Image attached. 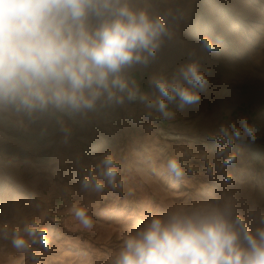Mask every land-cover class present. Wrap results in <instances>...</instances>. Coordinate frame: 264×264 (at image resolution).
Instances as JSON below:
<instances>
[{
    "label": "rangeland",
    "instance_id": "374dc122",
    "mask_svg": "<svg viewBox=\"0 0 264 264\" xmlns=\"http://www.w3.org/2000/svg\"><path fill=\"white\" fill-rule=\"evenodd\" d=\"M189 9L179 23L177 39L166 42L156 62L140 69L142 90L151 92L148 76L171 73L191 59L190 50L208 73L209 88L197 105L176 109L171 120L158 113L146 115L138 103L89 114L80 123L66 121L71 134L54 125L14 129L0 123V225H8L9 239L0 236V264H112L122 236L142 225L149 212L162 214L175 204L230 193L237 210L255 227L264 212V0H180ZM209 35L218 50L204 51L202 35ZM234 112V113H232ZM246 116L257 129L254 142L236 141V161L221 168L219 144L207 140L221 124ZM56 147H58L57 150ZM207 151L214 176L207 175L200 159ZM113 153L119 162L124 186H105L101 193L80 189L76 165L94 167L95 159ZM69 153L64 164L58 159ZM99 153L100 156L95 157ZM175 155L185 169L176 179L163 167ZM191 168V171H188ZM225 173L231 182L225 183ZM79 202L88 209L93 227L84 229L68 212ZM43 216L50 249L32 244L30 252H18L11 244L12 226Z\"/></svg>",
    "mask_w": 264,
    "mask_h": 264
},
{
    "label": "clouds",
    "instance_id": "9594fccd",
    "mask_svg": "<svg viewBox=\"0 0 264 264\" xmlns=\"http://www.w3.org/2000/svg\"><path fill=\"white\" fill-rule=\"evenodd\" d=\"M188 16L180 0H0V123L40 124L41 135L51 124L67 143L71 132L66 121L80 123L89 114L126 104L142 105L148 116L155 112L161 119H173L169 105L183 111L197 105L209 88L195 50L170 74L152 72L151 92L142 90L135 73L156 62ZM200 46L206 52L218 50L207 34ZM218 132L206 138L219 144L215 155L226 168L237 159L234 143L254 142L257 129L241 116L221 124ZM208 154L201 151L200 159L208 162ZM94 159V167L86 170L76 159L82 191L124 186L113 153ZM163 167L176 179L185 175L175 155ZM205 171L214 176L211 163ZM224 182H231L230 173ZM68 212L84 229L93 227L88 209L79 202ZM42 221L43 216L12 226V247L30 252L37 244L48 251ZM0 236L9 239L8 225H0ZM30 255L39 260L35 252ZM112 264H264V212L251 226L228 192L175 204L162 214L149 212L141 226L122 236Z\"/></svg>",
    "mask_w": 264,
    "mask_h": 264
},
{
    "label": "crops",
    "instance_id": "0c3cea01",
    "mask_svg": "<svg viewBox=\"0 0 264 264\" xmlns=\"http://www.w3.org/2000/svg\"><path fill=\"white\" fill-rule=\"evenodd\" d=\"M32 125H40V124H27L26 122L24 124H19V123H16L14 121H9V123H8V127L14 128L16 130L20 129V128L25 129V128H28V127H30ZM49 126H51V125L49 124ZM57 149H58V147H56L55 150H57ZM68 155H69V153H67L65 156L60 157L58 159V154H55V155L52 156V159H54L60 165V164H64V163H62V162H64L63 159H68V157H69ZM98 156H100L99 153H97L95 157H98Z\"/></svg>",
    "mask_w": 264,
    "mask_h": 264
},
{
    "label": "trees",
    "instance_id": "16d2710c",
    "mask_svg": "<svg viewBox=\"0 0 264 264\" xmlns=\"http://www.w3.org/2000/svg\"><path fill=\"white\" fill-rule=\"evenodd\" d=\"M135 75L137 76V79H138V73L137 72L135 73ZM232 113H234V112H232Z\"/></svg>",
    "mask_w": 264,
    "mask_h": 264
}]
</instances>
